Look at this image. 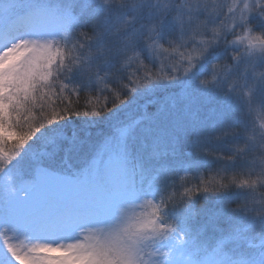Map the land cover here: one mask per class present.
I'll use <instances>...</instances> for the list:
<instances>
[{
  "label": "snow or ice",
  "instance_id": "6c2138e0",
  "mask_svg": "<svg viewBox=\"0 0 264 264\" xmlns=\"http://www.w3.org/2000/svg\"><path fill=\"white\" fill-rule=\"evenodd\" d=\"M0 264H264V0H0Z\"/></svg>",
  "mask_w": 264,
  "mask_h": 264
},
{
  "label": "rangeland",
  "instance_id": "374dc122",
  "mask_svg": "<svg viewBox=\"0 0 264 264\" xmlns=\"http://www.w3.org/2000/svg\"><path fill=\"white\" fill-rule=\"evenodd\" d=\"M252 118L255 119L257 123L259 122V114L253 113ZM181 175H184V174L181 173ZM202 175L204 176L205 179H209L214 175V173H212L211 171H208V172H202ZM188 179L191 183H195V181L191 179V174H189Z\"/></svg>",
  "mask_w": 264,
  "mask_h": 264
}]
</instances>
